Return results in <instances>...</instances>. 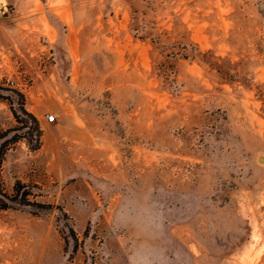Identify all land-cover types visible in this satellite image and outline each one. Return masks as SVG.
<instances>
[{
    "label": "rangeland",
    "instance_id": "obj_1",
    "mask_svg": "<svg viewBox=\"0 0 264 264\" xmlns=\"http://www.w3.org/2000/svg\"><path fill=\"white\" fill-rule=\"evenodd\" d=\"M0 2V264H264V0Z\"/></svg>",
    "mask_w": 264,
    "mask_h": 264
},
{
    "label": "trees",
    "instance_id": "obj_2",
    "mask_svg": "<svg viewBox=\"0 0 264 264\" xmlns=\"http://www.w3.org/2000/svg\"><path fill=\"white\" fill-rule=\"evenodd\" d=\"M133 21L134 22H133V25L131 26V31H132L133 36L135 38H139L141 40L151 38V39L155 40L158 37V36H156V34H154L152 32H148L147 30H144L146 25L142 24L143 26H141L140 22H138L137 17H133ZM198 53H199L198 54L199 56L196 55V54H192V57L193 58L201 57V61H203L204 63L209 64L210 66H213L218 73H220L221 75H224L223 78L225 80L233 81V75L229 71L221 72L222 70H220V67H219L217 61H215V60H207V58H204L206 53L205 54H202L200 52H198ZM184 57H188V55L186 54ZM245 86L249 88V87H251V84H246ZM256 90H257L256 91L257 96L261 97L262 99H264V84L257 85L256 86ZM6 142L7 141L3 142L0 145V158H1L2 154H3V152H4L5 147L7 146ZM15 195L17 197H19V195H21V197L17 198V200H15V201H18L19 204L27 205L26 204L27 203L26 202V198H27L28 194L26 192H23L22 194H20V185L19 184H17V188H15ZM7 208H8V206H6L5 204H1V202H0V209H7Z\"/></svg>",
    "mask_w": 264,
    "mask_h": 264
},
{
    "label": "built area",
    "instance_id": "obj_3",
    "mask_svg": "<svg viewBox=\"0 0 264 264\" xmlns=\"http://www.w3.org/2000/svg\"><path fill=\"white\" fill-rule=\"evenodd\" d=\"M10 83L13 84V82H10ZM45 121L47 123H53V122H55L56 121V115L55 114H47L45 116Z\"/></svg>",
    "mask_w": 264,
    "mask_h": 264
},
{
    "label": "bare ground",
    "instance_id": "obj_4",
    "mask_svg": "<svg viewBox=\"0 0 264 264\" xmlns=\"http://www.w3.org/2000/svg\"><path fill=\"white\" fill-rule=\"evenodd\" d=\"M0 6H3L2 2H0Z\"/></svg>",
    "mask_w": 264,
    "mask_h": 264
},
{
    "label": "water",
    "instance_id": "obj_5",
    "mask_svg": "<svg viewBox=\"0 0 264 264\" xmlns=\"http://www.w3.org/2000/svg\"><path fill=\"white\" fill-rule=\"evenodd\" d=\"M2 6H0V8H1Z\"/></svg>",
    "mask_w": 264,
    "mask_h": 264
}]
</instances>
